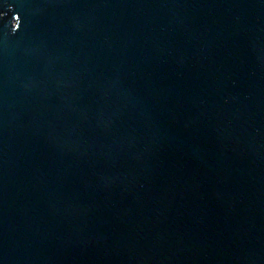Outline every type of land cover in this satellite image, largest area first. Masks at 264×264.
I'll list each match as a JSON object with an SVG mask.
<instances>
[{"label": "water", "instance_id": "95a60500", "mask_svg": "<svg viewBox=\"0 0 264 264\" xmlns=\"http://www.w3.org/2000/svg\"><path fill=\"white\" fill-rule=\"evenodd\" d=\"M0 264H264V0H0Z\"/></svg>", "mask_w": 264, "mask_h": 264}]
</instances>
